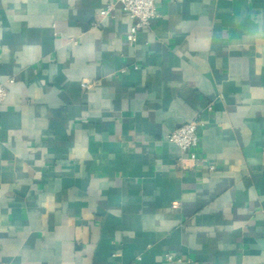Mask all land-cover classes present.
I'll return each instance as SVG.
<instances>
[{"label":"crops","instance_id":"1","mask_svg":"<svg viewBox=\"0 0 264 264\" xmlns=\"http://www.w3.org/2000/svg\"><path fill=\"white\" fill-rule=\"evenodd\" d=\"M110 1L0 0V264H264V0Z\"/></svg>","mask_w":264,"mask_h":264},{"label":"built area","instance_id":"2","mask_svg":"<svg viewBox=\"0 0 264 264\" xmlns=\"http://www.w3.org/2000/svg\"><path fill=\"white\" fill-rule=\"evenodd\" d=\"M116 5H120L132 21L129 32L126 35V39L129 43H134L136 41L137 32L141 28L147 26L150 20L157 16L155 11V0H111L100 14L102 16L109 14ZM94 84V81H82L80 87L83 90H88L92 88ZM6 95L7 90L5 86L0 83V107ZM201 125V120L197 119L178 126L165 137L166 141L178 147L180 151L178 162L182 167H187V165H185L187 161L193 165H197L204 161L198 157L196 152L199 145L198 128ZM210 169H213V167H210ZM165 261L173 263L180 260H176L172 255L166 254Z\"/></svg>","mask_w":264,"mask_h":264}]
</instances>
